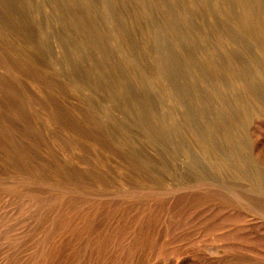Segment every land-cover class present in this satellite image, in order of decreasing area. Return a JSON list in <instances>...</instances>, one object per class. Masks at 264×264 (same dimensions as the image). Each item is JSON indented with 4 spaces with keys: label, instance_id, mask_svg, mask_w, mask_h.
Here are the masks:
<instances>
[{
    "label": "rangeland",
    "instance_id": "374dc122",
    "mask_svg": "<svg viewBox=\"0 0 264 264\" xmlns=\"http://www.w3.org/2000/svg\"><path fill=\"white\" fill-rule=\"evenodd\" d=\"M0 264H264V0H0Z\"/></svg>",
    "mask_w": 264,
    "mask_h": 264
},
{
    "label": "bare ground",
    "instance_id": "6f19581e",
    "mask_svg": "<svg viewBox=\"0 0 264 264\" xmlns=\"http://www.w3.org/2000/svg\"><path fill=\"white\" fill-rule=\"evenodd\" d=\"M50 5V4H49ZM59 8V7H58ZM58 16V15H57ZM113 19L115 20L116 18L113 16ZM130 19V18H129ZM131 24H132V22H131V19H130V21H129ZM114 24V23H113ZM115 30H116V38H115V40H116V43L117 44H119V45H122V46H124L126 49H129V44H127L126 42H125V35H124V33H123V31H120V29H116V27H115ZM240 88V87H239ZM248 88V87H247ZM253 98V97H252ZM257 102V101H256ZM258 104V103H257ZM258 106H259V104H258ZM263 110V109H262ZM255 114H256V112H255Z\"/></svg>",
    "mask_w": 264,
    "mask_h": 264
}]
</instances>
